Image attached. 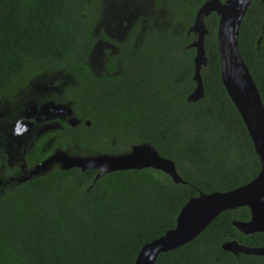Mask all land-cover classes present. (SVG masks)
<instances>
[{"label": "trees", "instance_id": "1", "mask_svg": "<svg viewBox=\"0 0 264 264\" xmlns=\"http://www.w3.org/2000/svg\"><path fill=\"white\" fill-rule=\"evenodd\" d=\"M102 1L0 0V102L40 75L67 77L63 95L81 124L49 134L43 160L55 150L91 157L145 144L174 164L182 183L150 168L95 180L94 171L54 165L0 197V264H134L145 244L175 227L188 200L235 190L259 173L249 135L220 81L214 13L204 19V96L187 101L195 88L189 29L208 0H155L154 14L141 18L143 28L134 23L121 42L95 29ZM100 42L116 53L96 74L89 58ZM237 45L264 106V1L250 3ZM249 218L246 207L222 212L154 264H264V257L221 248L230 241L264 247V233L243 235L232 225Z\"/></svg>", "mask_w": 264, "mask_h": 264}, {"label": "water", "instance_id": "2", "mask_svg": "<svg viewBox=\"0 0 264 264\" xmlns=\"http://www.w3.org/2000/svg\"><path fill=\"white\" fill-rule=\"evenodd\" d=\"M251 2L252 0H225L221 3L218 0H208L197 10L189 29L195 36L190 45L195 50L192 62V81L195 88L187 101L196 102L204 96L200 78V69L205 65L204 39L207 29L204 19L214 13L218 18L216 50L220 81L249 135L259 162V173L251 182L235 190L199 194L196 198L188 200L176 217L175 227L162 237L145 244L139 250L134 264H154L159 254L176 250L194 240L222 212L241 207L249 210L250 218L247 222L233 221L234 228L243 235L264 233V106L237 45L239 27ZM43 109H54L59 115L65 116L72 113L71 109L64 105L55 106L47 103ZM78 124L77 118H69V126L75 127ZM86 125L89 126V123ZM54 165L63 171L71 169H78L81 172L94 171L97 173L95 180L113 172L150 168L168 175L175 184L182 183L174 164L161 158L145 144L132 146L130 152L125 154H101L91 157H71L64 151L55 150L35 166L29 175L45 173ZM221 248L234 256L243 254L264 257V247L251 248L230 241L223 243Z\"/></svg>", "mask_w": 264, "mask_h": 264}, {"label": "flooded vegetation", "instance_id": "3", "mask_svg": "<svg viewBox=\"0 0 264 264\" xmlns=\"http://www.w3.org/2000/svg\"><path fill=\"white\" fill-rule=\"evenodd\" d=\"M114 1L115 4L116 1L119 2L117 5L119 9L116 7V11L120 13L121 23L123 20H127L124 24L123 36L119 39L112 36V40L116 42L123 41L134 23H138L143 28L141 18L144 13L146 15L154 14L155 0ZM121 23L118 22L120 25ZM98 44L103 50L101 60L95 67L89 64L91 71L96 74L105 71V64L108 62L107 56L116 53V48L112 44L108 42ZM101 44L103 45L101 46ZM59 75L49 76L48 86L44 83V77L40 75L38 80L28 83L14 96H11V101L0 102V197L4 196L5 192L43 175V172L37 176L29 174L35 166L43 162V146L48 144L46 143L48 135L63 129L64 125L69 126V118L75 117L71 102L63 95L64 85L69 79L62 76L64 81H61V77V80L57 79L56 83L55 78H58ZM47 103L55 106H68L72 113L70 116H65L59 115L54 109L44 110L43 107ZM86 123L84 122L85 126H87ZM80 124L79 121V124L72 128H76Z\"/></svg>", "mask_w": 264, "mask_h": 264}, {"label": "rangeland", "instance_id": "4", "mask_svg": "<svg viewBox=\"0 0 264 264\" xmlns=\"http://www.w3.org/2000/svg\"><path fill=\"white\" fill-rule=\"evenodd\" d=\"M113 3H114L113 0H104V1H102V4H101V6H102L101 7V14L98 17V22H97V25H96L95 29L97 31L100 30L101 28L102 29H106L108 36L113 35V37L119 39L124 34V26H125L124 24L126 23L127 20L126 21L123 20L122 23H121V21H120L121 20L120 13L116 11L117 4L114 3L116 7L113 8ZM118 9H119V7H118ZM118 22L121 23V25L118 24ZM102 45L103 44H101V46ZM99 53H100V55H99ZM102 54H103V50H102V48L100 46L97 49H94V51L92 52V54H91V56L89 58V64H90V66H93V67L97 66L98 63L101 60ZM42 76L44 77L43 78L44 83L47 84V86H48L49 85L48 84V82H49V78H48L49 75L46 74L45 76L44 75H42ZM50 76H52V75H50ZM57 77L58 78H55V76H54V78L56 80V83H57V79L58 80H61V77L62 76L59 75ZM36 79L38 80L39 77L38 78L36 77V78L31 79L29 81V83L30 82L33 83L34 80H36ZM63 79H64V77H62V80L61 81H64ZM49 147H51V145Z\"/></svg>", "mask_w": 264, "mask_h": 264}]
</instances>
